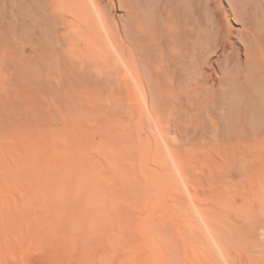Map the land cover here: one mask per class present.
Returning <instances> with one entry per match:
<instances>
[{
    "label": "rangeland",
    "instance_id": "374dc122",
    "mask_svg": "<svg viewBox=\"0 0 264 264\" xmlns=\"http://www.w3.org/2000/svg\"><path fill=\"white\" fill-rule=\"evenodd\" d=\"M47 3L0 0V264H192L181 242L169 244L185 224L171 180L181 179L184 165L201 178L208 173L210 183L221 175L238 182L241 190L251 189L250 180L264 182V147H254L259 139L252 106L246 102L228 123L224 105L216 129L170 135L185 143L180 148L145 146L152 136L137 130L132 89L120 84L115 63L101 59L80 67L54 37ZM103 4L121 29L131 27L130 0ZM130 180L134 193H142L128 212L131 227L118 228L120 237L115 231L95 234L90 213L96 202L110 195L120 199ZM53 183L59 197L85 196V246L63 214L24 218L6 211L5 198L39 184L48 193ZM233 193L224 202L229 207L243 202V195ZM102 235L105 241L117 237L106 245ZM255 240L260 245L250 249L251 262L264 264V230Z\"/></svg>",
    "mask_w": 264,
    "mask_h": 264
},
{
    "label": "bare ground",
    "instance_id": "6f19581e",
    "mask_svg": "<svg viewBox=\"0 0 264 264\" xmlns=\"http://www.w3.org/2000/svg\"><path fill=\"white\" fill-rule=\"evenodd\" d=\"M47 2L54 37L60 46H67L80 67L101 59L115 63L120 84L132 89L137 130L152 136L145 146L180 148L185 143L170 135L216 129L215 118L224 105L227 122L233 123L247 102L252 106L251 119L258 124L254 147H264V0H130L134 19L124 29L109 17L103 0ZM201 174L183 165L181 179L171 180L170 191L185 224L169 239L170 246L181 242L187 256L192 253V264H255L249 252L259 247L256 234L264 230V182L250 180L251 189L256 188L252 192L222 175L210 183L204 179L209 174L203 171L204 178ZM57 186L51 184L48 193L40 184L35 190L25 187L5 198L6 211L24 218L63 214L71 223V233L81 234L85 246V196L59 197ZM134 187L130 180L120 199L113 200V195L98 199L90 213L95 234L115 231V236L131 227L133 216L128 218V212L142 195L134 193ZM233 192L243 195V202L231 208L224 202ZM251 194L259 202L248 201Z\"/></svg>",
    "mask_w": 264,
    "mask_h": 264
}]
</instances>
